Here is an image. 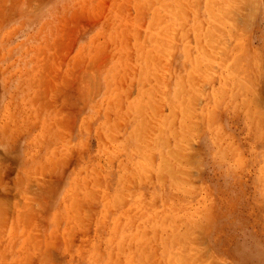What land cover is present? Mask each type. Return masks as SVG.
Wrapping results in <instances>:
<instances>
[{
	"label": "rangeland",
	"instance_id": "obj_1",
	"mask_svg": "<svg viewBox=\"0 0 264 264\" xmlns=\"http://www.w3.org/2000/svg\"><path fill=\"white\" fill-rule=\"evenodd\" d=\"M0 264H264V0H0Z\"/></svg>",
	"mask_w": 264,
	"mask_h": 264
},
{
	"label": "bare ground",
	"instance_id": "obj_2",
	"mask_svg": "<svg viewBox=\"0 0 264 264\" xmlns=\"http://www.w3.org/2000/svg\"><path fill=\"white\" fill-rule=\"evenodd\" d=\"M248 5V4H247Z\"/></svg>",
	"mask_w": 264,
	"mask_h": 264
}]
</instances>
